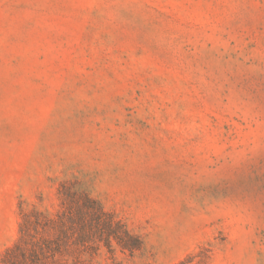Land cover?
I'll list each match as a JSON object with an SVG mask.
<instances>
[{
  "label": "rangeland",
  "instance_id": "374dc122",
  "mask_svg": "<svg viewBox=\"0 0 264 264\" xmlns=\"http://www.w3.org/2000/svg\"><path fill=\"white\" fill-rule=\"evenodd\" d=\"M60 190L84 264H264V0H0V258Z\"/></svg>",
  "mask_w": 264,
  "mask_h": 264
},
{
  "label": "trees",
  "instance_id": "16d2710c",
  "mask_svg": "<svg viewBox=\"0 0 264 264\" xmlns=\"http://www.w3.org/2000/svg\"><path fill=\"white\" fill-rule=\"evenodd\" d=\"M59 194L62 198L56 211L35 206L21 211L18 237L2 254V264H84L91 261L101 243L107 246L114 240L120 247H128L121 240L119 222L96 200L68 190Z\"/></svg>",
  "mask_w": 264,
  "mask_h": 264
}]
</instances>
